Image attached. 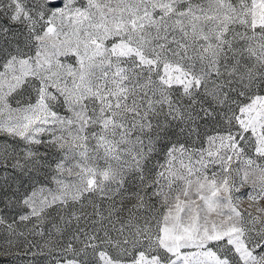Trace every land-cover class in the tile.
<instances>
[{
	"label": "snow or ice",
	"instance_id": "1",
	"mask_svg": "<svg viewBox=\"0 0 264 264\" xmlns=\"http://www.w3.org/2000/svg\"><path fill=\"white\" fill-rule=\"evenodd\" d=\"M0 264H264V0H0Z\"/></svg>",
	"mask_w": 264,
	"mask_h": 264
}]
</instances>
